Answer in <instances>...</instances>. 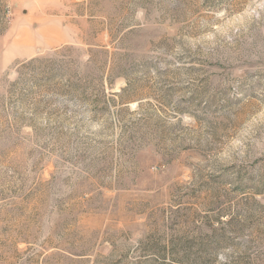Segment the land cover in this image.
Listing matches in <instances>:
<instances>
[{
	"label": "rangeland",
	"instance_id": "374dc122",
	"mask_svg": "<svg viewBox=\"0 0 264 264\" xmlns=\"http://www.w3.org/2000/svg\"><path fill=\"white\" fill-rule=\"evenodd\" d=\"M0 264H264V0H0Z\"/></svg>",
	"mask_w": 264,
	"mask_h": 264
}]
</instances>
